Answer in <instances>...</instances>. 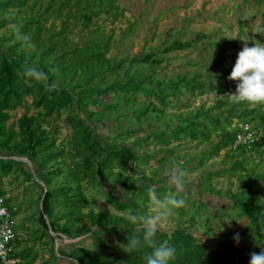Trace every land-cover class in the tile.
Masks as SVG:
<instances>
[{
  "label": "rangeland",
  "instance_id": "obj_1",
  "mask_svg": "<svg viewBox=\"0 0 264 264\" xmlns=\"http://www.w3.org/2000/svg\"><path fill=\"white\" fill-rule=\"evenodd\" d=\"M112 1L114 10L103 9L100 15L90 22L85 20V15L92 10V0H79V2L76 0H31L26 8L12 10L6 15L13 18L16 21L14 25L20 29L24 23L33 22L22 33L35 40L33 42L35 47L26 49L29 54L39 55L43 49L54 45V56H60L74 49H81L91 39L107 42L105 59L99 68L102 69L103 74L96 77L93 82V86L101 88L112 85L114 82H125L126 75L132 76L137 69H149L153 63L139 62V59L146 55H153L154 60L162 61L154 67L157 71L155 79L162 81V86L183 78L192 80L198 76L199 81L208 85L212 81L210 77L219 73L220 60L236 63L238 53L245 46L253 47L255 41L264 43V36L257 34L260 28H264V4H257L254 0ZM59 33L63 35L52 38ZM12 34L14 30L10 26L0 30V43ZM15 39L20 40L16 36ZM177 42L192 43V46L183 50L165 52L167 47ZM8 44L9 42L5 43V45ZM110 68L114 70L104 73ZM92 74L89 71V75L92 76ZM81 75L82 73H79L76 79L68 77L66 85L74 84ZM214 85L226 88L229 95L236 91V89L233 90L234 81L229 80L228 77L214 81ZM122 97L119 96L116 100ZM169 99L171 106L165 108L162 128L194 114L198 109H210L223 98L218 94L217 89L200 95V91L192 85L189 89L181 88L179 94L170 96ZM154 100L152 96H147L145 93H135L130 106L104 112L103 122L96 123L97 132L104 137L109 133V129L123 130L133 126L128 118H135L146 110L152 112L151 102ZM113 101H115L114 98L107 96L104 98L107 104ZM229 101L232 100L229 99ZM258 106L260 104L251 105L252 108ZM10 115L11 120L8 126L13 125L17 132H19V120L24 115L32 117L35 124L40 126L41 132H46L52 143H55L50 151L64 150L70 157L76 130L67 114L47 117L44 110L35 108L32 105V99L27 98L26 106L12 111ZM81 116L86 118L85 113H81ZM96 119L97 117H92L91 122L94 123ZM239 125L234 120L231 130L237 129ZM251 125L255 130L260 128L259 135L264 141L263 128L255 123ZM152 129L151 125L137 127V133L125 140L123 144L132 145L137 140L150 137ZM218 140V135L213 133L210 141H184L180 145L175 143L171 146L173 153L168 154L169 159L166 163L142 162L139 166L130 162V170L127 175H122L121 180L107 174L104 178L101 177L98 183L88 181L85 177L88 157L83 153L77 155L73 152L76 158H69L67 165L62 166L60 162L58 165L60 164L59 167L65 168L74 175L69 180L71 186L79 187L84 193L85 214L102 211L118 213L113 205L109 204L106 195L118 197L123 202L134 198L144 215L152 214V205L147 195L149 187L158 189L157 193L160 196L170 190L174 191L169 185V176L177 169L184 171L186 173L184 192L186 204L162 222L161 230L172 232L176 229H186L204 241L212 237L226 247H233L237 252L231 264H250L253 252L264 251V242L259 246L256 244L255 230L247 219L240 217L236 209L235 202L241 192L247 189V181L241 182L234 176L210 177L209 173L220 171L236 161H241L245 162L248 169L264 175V155L247 153L242 156L241 152H232L230 156H227V151L223 150L219 156L207 159V154ZM163 149L151 137L148 143H144L142 152L154 155L160 160L166 154ZM0 158L6 157L0 155ZM203 160L206 161L200 166ZM171 162H177L179 166H172ZM116 173H120L119 170ZM62 179L60 178L58 182ZM125 179L128 180L125 181ZM37 180H40V177H35L37 183L35 184L25 174L19 173L4 181L7 196L11 199L10 207L17 211L15 214L16 241L22 243L17 252L23 247L33 246L30 239L32 231L37 227L39 197L43 189ZM261 182V180L257 181L258 184ZM64 213L62 209L56 210L59 216ZM86 222H88L87 219ZM60 223L63 224L64 221ZM208 232L210 236H206ZM56 238L59 240L58 248L56 242L52 244L48 239L44 240V243L48 242L51 248L54 247L56 253L60 250H70L78 244L87 248L105 249L113 253L107 248L105 241L96 239L92 233L75 239L56 234ZM111 240L115 239L111 237ZM44 243L37 244V248L41 250ZM48 257L47 252L45 258ZM60 259L63 260L64 257L60 255ZM42 261L43 258L38 260L37 264Z\"/></svg>",
  "mask_w": 264,
  "mask_h": 264
},
{
  "label": "trees",
  "instance_id": "obj_2",
  "mask_svg": "<svg viewBox=\"0 0 264 264\" xmlns=\"http://www.w3.org/2000/svg\"><path fill=\"white\" fill-rule=\"evenodd\" d=\"M30 1L0 0V15H4L0 16V30L6 29L16 22L6 15L8 12L26 8ZM254 1L257 4H264V0ZM92 6L91 12L85 15L87 22L98 17L103 9L114 10L115 7L112 0H92ZM31 24L33 22L24 23L20 29L21 34ZM62 35V33L55 34L52 38ZM6 42L9 44L5 45ZM33 42L35 40L30 39V43L33 44ZM191 46L192 43L177 42L167 47L165 52L183 50ZM27 48L25 41L15 39V34L4 38L0 43V155L6 157L0 158V195L7 196L8 194L5 189V179L19 173L25 174L34 182L36 176L40 177L47 189L42 205L40 203L44 189H41L39 197L37 227L32 231L30 239L33 246L23 247L20 251H16L14 254L16 264H37L41 258L43 261L40 264H145L142 258L143 250L126 252L121 247L127 243L128 235L135 234V228L138 226L131 222L129 217L145 216L140 211L135 199L131 198L128 202H123L118 197L106 195L109 204L113 205L118 213L111 214L102 211L85 214L86 197L84 193L79 187L71 186L69 180L74 175L65 168L59 167L60 164L58 165L59 162L62 166L67 165L69 158H76L73 152H76L77 155L83 153L88 157L85 177L88 181L97 183L101 177L104 178L107 174L121 180L122 175H127L130 170V162L139 166L142 162L148 164L152 161L164 164L169 159L168 154L173 153L171 151L173 144L180 145L184 141H210L213 133L218 135L219 140L207 154V159L219 156L223 150L227 151V156H230L232 152H241L242 156L247 153L264 155L263 140L257 142L249 152L231 149L236 135L240 132L241 125L255 123L264 130V104L252 108L247 103L229 101L227 89L214 85V81L229 77L235 66L233 62L220 60L218 63L219 73L210 77L212 81L208 85L199 81L200 77L198 76L192 80L183 78L162 86V81L155 79L157 71L154 70V67L161 64L162 61L154 60L153 55H146L139 59V62L142 64L153 63L149 69H137L132 76L126 75L125 82H114L112 85L101 88L93 86V82L96 77L103 74L102 69L99 68L105 59V51L108 49L107 42L91 39L81 49H74L70 53H63L60 56H54V45L43 49L39 55L27 53ZM26 58L30 63L45 71L50 82H56L58 85L56 90L47 91L43 85L22 76V64ZM112 70L114 68H110L104 73ZM89 71L93 73L92 76L89 75ZM79 73L82 75L79 76L77 82L66 85L68 77L76 79ZM192 85L200 91V95L217 89L223 99H220L210 109H198L194 114L162 128L165 108L171 106L169 97L179 94L181 88L189 89ZM236 87L237 82L234 81L233 90ZM137 92L145 93L155 99L151 102L152 112L146 110L135 118H128L133 126L123 130L109 129V133L101 137L97 132L96 123L103 122L104 112L130 106L133 102V95ZM106 96L114 98L115 101L107 104L104 102ZM119 96L123 97L116 100ZM27 98L32 99V105L35 108L44 110L47 117L68 115L76 130L70 157L64 150L50 151L55 143H52L46 132H41L40 126L35 124L32 117L24 115L19 120V132L15 131L13 125L8 126V122L11 120L10 113L25 107ZM115 103H117L116 106ZM81 113H85L86 118H83ZM92 117H97L94 123L91 122ZM234 120L240 125L237 129L231 130ZM145 125H151L153 128L150 137L137 140L132 145L123 144L125 140L137 133V127L143 128ZM259 129L256 130L257 133L260 132ZM151 137L157 145L164 148L163 151L166 153L160 160L154 155L142 152L144 143H148ZM11 157L28 158L32 168ZM205 161L203 160L199 165H204ZM171 165L179 166L177 162H171ZM117 170L120 173H116ZM209 176H234L238 177L241 182L247 181V189L241 192L235 205L240 217L247 219L252 229L255 230L256 244L259 246L264 242V175L248 169L245 162L236 161L220 171L210 172ZM60 178L63 179L58 182ZM127 180L125 179V181ZM258 180L262 182L258 184ZM35 184L37 183L35 182ZM6 203L10 206L11 199L9 197ZM59 209L65 213L59 216L56 214V210ZM13 212L15 216L17 211ZM45 216L50 220L54 233L69 239L80 238L92 233L96 239L105 241L107 248L113 253L111 254L105 249L87 248L78 244L70 250H60L59 254L62 258L64 257L61 260L54 247L51 248L48 242L44 243L45 239H48L52 244L55 243ZM61 221L64 223L61 224ZM94 228L95 230H93ZM206 234V236H210L209 232ZM111 237L115 240H111ZM156 239L167 240L177 248V259L171 264H231L233 256L237 255L233 247H226L221 242L219 251L210 250L203 239L196 237L194 233L186 229H176L172 232L160 230L156 233ZM42 242L44 244L39 250L37 244ZM14 246L17 250L22 246V243L16 241ZM47 252L49 257L46 259ZM0 264L2 263L0 262Z\"/></svg>",
  "mask_w": 264,
  "mask_h": 264
},
{
  "label": "clouds",
  "instance_id": "obj_3",
  "mask_svg": "<svg viewBox=\"0 0 264 264\" xmlns=\"http://www.w3.org/2000/svg\"><path fill=\"white\" fill-rule=\"evenodd\" d=\"M17 39L25 41V46L34 48L30 43V37L22 35L20 28L10 25ZM257 34L264 36V28H260ZM22 76L28 80L41 84L47 91L57 88L56 82H50L48 74L33 65L26 58L22 64ZM237 82L234 94L228 95L235 103H247L249 105L264 104V43L255 41L253 47L245 46L237 56L235 66L228 77ZM185 175L182 170H175L169 176V185L174 189L163 196L158 195L154 187H149L148 197L152 205V214L129 219L138 226L135 234L127 236V243L121 245L126 252L143 250L145 264H171L177 259L178 250L167 240H157L156 233L161 230L162 222L173 215L176 210L186 204ZM238 239V236H237ZM250 264H264V251L253 252Z\"/></svg>",
  "mask_w": 264,
  "mask_h": 264
},
{
  "label": "built area",
  "instance_id": "obj_4",
  "mask_svg": "<svg viewBox=\"0 0 264 264\" xmlns=\"http://www.w3.org/2000/svg\"><path fill=\"white\" fill-rule=\"evenodd\" d=\"M259 141H261V137L254 127L251 124H243L240 126V132L236 135L231 149L249 152ZM7 198L8 196L0 195V262L16 264L14 243L16 242L17 222L14 210L6 203Z\"/></svg>",
  "mask_w": 264,
  "mask_h": 264
},
{
  "label": "water",
  "instance_id": "obj_5",
  "mask_svg": "<svg viewBox=\"0 0 264 264\" xmlns=\"http://www.w3.org/2000/svg\"><path fill=\"white\" fill-rule=\"evenodd\" d=\"M12 159L16 160V161H20V162H24L26 163L27 165H29V167L32 168V164L31 162L28 160V158H24V157H11ZM41 185H42V188L44 189V193H43V196H42V199H41V205H42V202L44 201V198H45V195H46V192H47V189L45 187V184L40 181V180H37ZM46 221H47V224L49 226V229H50V234L54 237L55 239V242H56V245H57V248L59 247V240L56 238V233H54L52 231V227H51V224H50V220L48 219V217H46ZM204 243L207 245V247L210 249V250H214V251H219L220 250V243L212 238V237H208ZM57 256L60 257V254L59 252H57Z\"/></svg>",
  "mask_w": 264,
  "mask_h": 264
}]
</instances>
